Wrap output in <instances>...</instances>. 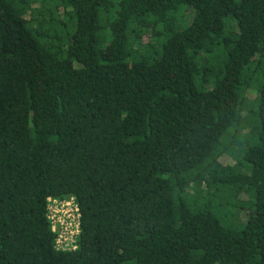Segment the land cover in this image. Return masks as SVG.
I'll return each instance as SVG.
<instances>
[{"label": "trees", "instance_id": "obj_1", "mask_svg": "<svg viewBox=\"0 0 264 264\" xmlns=\"http://www.w3.org/2000/svg\"><path fill=\"white\" fill-rule=\"evenodd\" d=\"M0 264H264V0H0Z\"/></svg>", "mask_w": 264, "mask_h": 264}, {"label": "built area", "instance_id": "obj_2", "mask_svg": "<svg viewBox=\"0 0 264 264\" xmlns=\"http://www.w3.org/2000/svg\"><path fill=\"white\" fill-rule=\"evenodd\" d=\"M47 210L56 249L63 252L76 251L81 233V212L75 198H49Z\"/></svg>", "mask_w": 264, "mask_h": 264}, {"label": "rangeland", "instance_id": "obj_3", "mask_svg": "<svg viewBox=\"0 0 264 264\" xmlns=\"http://www.w3.org/2000/svg\"><path fill=\"white\" fill-rule=\"evenodd\" d=\"M257 93L255 91V89L250 90L249 92V98L250 99H255ZM252 104V103H251ZM251 107L253 108V105H249L246 107L244 113H243V120L241 122V133L245 136L244 138L247 139V141L250 138V131H251V121H250V113L249 111L251 110ZM237 158H238V154L236 153H228L226 154L223 158L222 161L225 164H230V165H234L235 163H237Z\"/></svg>", "mask_w": 264, "mask_h": 264}]
</instances>
